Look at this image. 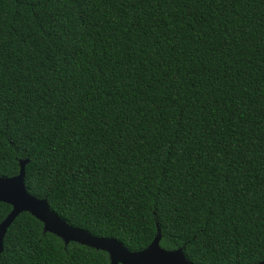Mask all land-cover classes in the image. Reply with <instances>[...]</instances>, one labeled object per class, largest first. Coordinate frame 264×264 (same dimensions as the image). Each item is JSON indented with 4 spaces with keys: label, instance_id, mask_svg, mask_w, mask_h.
<instances>
[{
    "label": "trees",
    "instance_id": "obj_1",
    "mask_svg": "<svg viewBox=\"0 0 264 264\" xmlns=\"http://www.w3.org/2000/svg\"><path fill=\"white\" fill-rule=\"evenodd\" d=\"M26 158L27 191L92 235L261 261L264 0H0V176ZM0 264L109 259L22 212Z\"/></svg>",
    "mask_w": 264,
    "mask_h": 264
},
{
    "label": "water",
    "instance_id": "obj_2",
    "mask_svg": "<svg viewBox=\"0 0 264 264\" xmlns=\"http://www.w3.org/2000/svg\"><path fill=\"white\" fill-rule=\"evenodd\" d=\"M27 161V158L19 161L16 174L0 176V202L11 207L0 222V252L7 227L17 215L28 212L42 223L44 232L56 235L64 245L76 242L105 251L109 264H193L186 258L182 247L165 249L159 245L161 238L159 229L145 248L129 250L115 238L95 236L83 228L68 224L50 209L46 198L35 197L27 191L24 183V167ZM254 264H264V259Z\"/></svg>",
    "mask_w": 264,
    "mask_h": 264
}]
</instances>
